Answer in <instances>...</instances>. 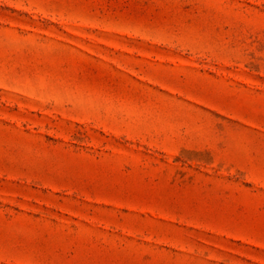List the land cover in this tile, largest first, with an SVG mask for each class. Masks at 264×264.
Wrapping results in <instances>:
<instances>
[{
    "label": "rangeland",
    "instance_id": "obj_1",
    "mask_svg": "<svg viewBox=\"0 0 264 264\" xmlns=\"http://www.w3.org/2000/svg\"><path fill=\"white\" fill-rule=\"evenodd\" d=\"M0 264H264V0H0Z\"/></svg>",
    "mask_w": 264,
    "mask_h": 264
}]
</instances>
